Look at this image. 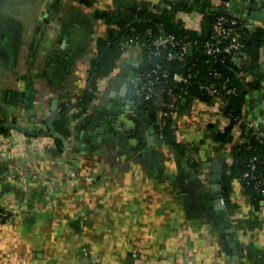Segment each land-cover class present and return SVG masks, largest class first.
Wrapping results in <instances>:
<instances>
[{
    "label": "crops",
    "instance_id": "obj_1",
    "mask_svg": "<svg viewBox=\"0 0 264 264\" xmlns=\"http://www.w3.org/2000/svg\"><path fill=\"white\" fill-rule=\"evenodd\" d=\"M181 1L189 9L173 20L198 31L208 11L264 8V0ZM140 3L171 8L164 0H0V122L44 132L49 114H61L54 135L0 133V208L8 213L0 264H264V198H251L241 175L227 201L221 191L233 150L264 132V37L255 35L258 57L250 40L252 52L232 57L249 93L239 119L215 99L181 96L165 123L174 147L160 138L162 99L154 120L141 108L140 41H124L108 73L96 70L99 42L111 45L123 31L116 20ZM69 104L64 134L57 122ZM228 128L230 139H220Z\"/></svg>",
    "mask_w": 264,
    "mask_h": 264
},
{
    "label": "trees",
    "instance_id": "obj_2",
    "mask_svg": "<svg viewBox=\"0 0 264 264\" xmlns=\"http://www.w3.org/2000/svg\"><path fill=\"white\" fill-rule=\"evenodd\" d=\"M171 5V8H165L161 12H154L149 8V4L140 3L133 5L125 16H121L116 20V23L123 30L121 35L115 39L111 45L107 41L99 42V49L101 51V61L97 65V74L108 73L114 65V60L122 53V43L126 40L140 41L143 49L146 51V60L142 66V71H148L157 63L161 64L170 73L169 81L177 92H180L182 97L189 100L193 98L212 101V97L203 89L200 88L202 83H215L217 89L221 92V97L226 101L225 111L232 118L234 123L242 114L244 106L248 102V90L246 82L239 76V68L233 62L232 57L225 52L208 54L205 43L212 40L214 35L213 25L220 15H226L230 18V14L226 10L217 13L207 12L204 17L203 28L193 30L185 27L182 22L173 20V12L179 9H189L188 3L181 0H164ZM247 1V0H244ZM255 1V0H249ZM241 24L245 30V49L252 52V45L249 42V34L251 30L247 27L244 20ZM151 30L152 37L159 36L162 33L172 34L181 43H187V51L184 53L182 59H168L169 51L180 52L181 45L174 46L167 45L161 48V55L153 59L148 58L152 48H150L151 36L148 30ZM115 34L114 30L110 31V35ZM254 35L264 37V27H257L254 30ZM219 73L221 76H217ZM180 74L188 78L187 82L182 80L174 81L172 76ZM228 87L236 88V93L226 94L225 89ZM94 88V86H93ZM94 96L93 90L89 91L86 96L79 101L78 106L85 108ZM167 99V96L165 95ZM72 105H64L63 116L57 122V127L61 129L64 134H68L65 126L69 123L68 112ZM141 108L149 113L150 117L155 119V99H143ZM7 129L0 128V133L6 132ZM229 128L226 132L221 133L218 137L222 140L230 139ZM163 141L168 145L178 147L179 143L176 141L173 130L170 124H166L162 130ZM60 147L62 143L59 141ZM233 155L236 158L234 165L230 171H225L221 178L222 196L227 201L231 193V180L250 168L252 159L256 164L255 172L259 175H264V139L260 140L255 134L248 137V141L236 147L233 150ZM248 194L251 198H261L260 192L254 187V184H245Z\"/></svg>",
    "mask_w": 264,
    "mask_h": 264
},
{
    "label": "built area",
    "instance_id": "obj_3",
    "mask_svg": "<svg viewBox=\"0 0 264 264\" xmlns=\"http://www.w3.org/2000/svg\"><path fill=\"white\" fill-rule=\"evenodd\" d=\"M229 2H227V6ZM229 7V6H228ZM242 18L233 15L232 18L226 15H220L216 22L213 25V37L212 40H208L205 43L206 51L208 54H216L225 52L229 56L233 57L234 54H237L245 47V30L241 24ZM148 33L151 36L150 51L148 58L153 59L161 55V48L166 47L167 45L174 46L176 44L181 45L180 52L169 51L167 54L168 59H182L184 53L187 51V43H181L177 40L176 37L172 34L162 33L159 36L152 37L151 30H148ZM134 42V40H133ZM139 45V41H136ZM127 44V43H126ZM130 45V44H129ZM128 46V45H127ZM126 46V49H127ZM140 80H141V90L143 92L145 99H162V104L164 109L162 110V119L159 122L161 129L165 126L166 121L174 116L179 109V102L181 99L180 92H177L175 88L169 81L170 73L164 68L161 64L157 63L148 71L143 72L140 70ZM217 76H221L219 73H216ZM174 81H184L187 82L188 78L180 74H174L172 76ZM200 88L206 91L212 99H215L219 102L221 106H225L226 101L221 97V92L217 89L215 83H202ZM237 90L234 87H228L225 89L226 94L236 93ZM167 96V99L165 98ZM198 99V98H197ZM196 100V98H195ZM256 137L260 140L264 139V132L258 130L256 132ZM160 138H163V134L160 133ZM252 159L250 163V168L245 170L240 176L243 184H254V187L264 196V175H259L255 172L256 164ZM87 181L92 180L93 177L86 176ZM8 217V213L0 208V223L5 221Z\"/></svg>",
    "mask_w": 264,
    "mask_h": 264
},
{
    "label": "water",
    "instance_id": "obj_4",
    "mask_svg": "<svg viewBox=\"0 0 264 264\" xmlns=\"http://www.w3.org/2000/svg\"><path fill=\"white\" fill-rule=\"evenodd\" d=\"M54 4V3H53ZM226 11H228L230 14L236 15L240 18L243 19V16H250L253 20L259 21L262 24H264V8L261 7H257V6H252L250 5H245V7L243 8V11H239V12H234L233 10L229 11V8H225ZM254 24H251L250 28H251V36L249 38L250 42H252L256 48L255 50V54L256 57L259 56V47H260V40L259 38H257L254 35V28H253ZM187 101V98L185 97L182 100V103H185ZM61 114L57 111V110H53L49 116L47 117V125H48V131H44V132H38V131H33L31 129H29L28 127L24 126L23 124H19L18 122H0V128H6V129H11V128H17L20 131L27 133L29 135H54L56 134L53 122L59 118Z\"/></svg>",
    "mask_w": 264,
    "mask_h": 264
}]
</instances>
